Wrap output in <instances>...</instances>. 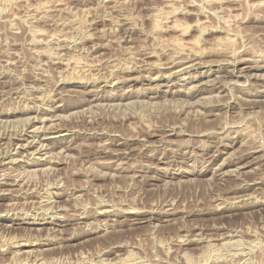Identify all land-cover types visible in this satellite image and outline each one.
<instances>
[{
  "label": "rangeland",
  "instance_id": "obj_1",
  "mask_svg": "<svg viewBox=\"0 0 264 264\" xmlns=\"http://www.w3.org/2000/svg\"><path fill=\"white\" fill-rule=\"evenodd\" d=\"M263 74L264 0H0V264H264Z\"/></svg>",
  "mask_w": 264,
  "mask_h": 264
},
{
  "label": "bare ground",
  "instance_id": "obj_2",
  "mask_svg": "<svg viewBox=\"0 0 264 264\" xmlns=\"http://www.w3.org/2000/svg\"><path fill=\"white\" fill-rule=\"evenodd\" d=\"M125 37V36H124ZM94 42V41H93ZM128 42V41H127ZM108 43V42H107ZM95 45H96V43H95ZM95 45H94V47H95ZM101 45V44H100ZM106 46V45H105ZM182 47H183V45H181ZM181 49V48H180ZM191 49V48H190ZM183 50V49H182ZM189 51V50H188ZM193 51V50H192ZM196 52V51H195ZM198 53V52H197ZM194 54V53H193ZM180 59V58H179ZM225 60V59H224ZM235 60V59H234ZM181 61V60H180ZM221 61V60H220ZM230 61V60H229ZM232 61V60H231ZM230 61V62H231ZM192 62V61H191ZM195 62V61H194ZM147 63V62H146ZM178 63V62H177ZM175 64L173 67H175L176 69H178V70H175V72L173 73V74H180V73H182V72H184V71H186V70H188V68H191V67H193V66H191V65H193V64H191L190 66L188 65V66H178V65H180L179 63L178 64ZM206 63V62H205ZM183 64V63H182ZM181 64V65H182ZM202 64V63H201ZM211 64V63H210ZM219 64V63H218ZM195 65H197V64H195ZM206 65V64H205ZM249 65V64H248ZM138 67V66H137ZM195 67V66H194ZM91 69V68H90ZM143 69V68H142ZM146 69V68H145ZM157 69V68H156ZM149 70V69H148ZM242 70V69H241ZM248 70H251V69H249V67H247V68H245V71H243L242 73H241V75H239V76H237V79H240V78H244V74H247L248 73ZM109 71V70H108ZM147 71V70H146ZM190 71V70H189ZM238 71V70H237ZM236 71V72H237ZM94 72V71H93ZM209 72H211V71H209ZM239 72V71H238ZM163 73V72H162ZM253 73V72H252ZM201 74V73H200ZM203 74V73H202ZM230 74V73H229ZM240 74V73H239ZM251 74V73H250ZM172 75V74H171ZM195 75V74H194ZM204 75V74H203ZM209 75H210V73H209ZM235 75V74H234ZM244 75V76H243ZM264 75V74H263ZM176 76V75H175ZM229 76V75H228ZM252 76V75H251ZM112 77V76H111ZM126 78V77H125ZM131 78V77H130ZM129 78V79H130ZM210 78V77H209ZM234 78V77H233ZM261 78V77H260ZM262 79V78H261ZM135 80V79H134ZM143 80V79H142ZM236 80V79H235ZM108 81V80H107ZM161 81V80H160ZM100 82V81H99ZM171 82V81H170ZM228 82V81H227ZM233 82V81H232ZM259 82V81H258ZM264 82V81H263ZM204 83V82H203ZM237 83H239V82H237ZM156 84V83H155ZM198 84V83H197ZM210 84V83H209ZM104 85V84H103ZM157 85V84H156ZM102 86V85H101ZM129 87V86H128ZM233 87V86H232ZM94 90V89H93ZM167 90L168 89H166V92H167ZM202 92H203V90H202ZM139 93V92H138ZM190 93V92H189ZM194 93V92H193ZM210 93H212V92H210ZM62 94V93H61ZM115 94V93H114ZM188 94V93H187ZM217 94V93H216ZM93 96L92 97H90V98H88L87 99V102L88 103H94V102H97L98 100H100V98L98 97V95H95L94 96V94H92ZM219 95V94H218ZM221 95V94H220ZM231 95V94H230ZM110 96V95H109ZM119 96V95H118ZM72 97V96H71ZM124 97H125V95H124ZM123 97V98H124ZM153 97V96H152ZM158 97V96H157ZM161 97V96H160ZM167 97V96H166ZM217 97V96H216ZM121 99L120 98V100L123 102V101H126V100H128V98H124V99ZM132 98V97H131ZM154 98V97H153ZM203 98V97H202ZM205 98V97H204ZM207 98V97H206ZM159 99V98H158ZM208 99V98H207ZM231 99V98H230ZM152 100V99H151ZM168 100V99H167ZM176 100V99H175ZM202 100V99H201ZM81 101H82V99H81ZM115 101V100H114ZM139 101V100H138ZM148 101V100H147ZM150 101V100H149ZM149 101H148V103H149ZM172 101V100H171ZM186 101V100H185ZM264 101V100H263ZM110 102H112V101H110ZM137 102V101H136ZM169 102V101H168ZM174 102V101H173ZM178 102V101H177ZM130 103V101L128 102V104ZM138 103V102H137ZM153 103V102H152ZM155 103V102H154ZM160 103V102H159ZM171 103V102H170ZM191 103V102H190ZM195 103H197V102H195ZM101 104V103H100ZM100 104H98L99 106H101ZM131 104V103H130ZM146 104V103H145ZM157 104H158V101H157ZM193 104V103H192ZM122 105V104H121ZM124 105V104H123ZM127 105V104H126ZM152 105V104H151ZM154 105V104H153ZM38 106V105H37ZM104 106V105H103ZM181 106V105H180ZM199 106V105H198ZM203 106V105H202ZM97 107V106H96ZM125 107V106H124ZM156 107V106H155ZM193 107V106H192ZM56 108V107H55ZM91 108H92V106H91ZM102 108V107H101ZM114 108V107H113ZM188 108V107H187ZM44 109V108H43ZM58 109V108H57ZM56 109V110H57ZM93 109V108H92ZM52 110V109H51ZM109 110V109H108ZM58 111H60V110H57V111H53L52 113H51V117H52V115H53V117L54 116H56V113L58 112ZM85 111H87L86 109H85ZM119 111V110H118ZM124 111H125V109H124ZM123 111V112H124ZM198 111V110H197ZM27 112V111H26ZM25 112V113H26ZM71 112V111H70ZM75 112V111H74ZM79 112V111H78ZM9 113V112H8ZM90 113V112H89ZM200 113V112H199ZM73 114V113H72ZM71 114V115H72ZM78 114V113H77ZM85 114V113H84ZM204 114V113H203ZM213 115V114H212ZM127 116H129V115H127ZM203 116V115H202ZM57 117V116H56ZM58 118V117H57ZM66 118V117H65ZM128 118V117H127ZM27 119V118H26ZM29 119V118H28ZM32 119V118H31ZM46 119H48V118H46ZM59 119V118H58ZM57 119V120H58ZM69 119V118H68ZM18 120V119H17ZM50 120V119H49ZM0 121H2V120H0ZM13 121V120H12ZM28 121V120H27ZM35 121H36V119H35ZM35 121H30L29 123V126H28V128L27 129H32L31 131H30V133H34V132H36V131H38V130H40V129H38V127H35L36 126V122ZM40 121H41V119H40ZM39 120H38V123L40 122ZM45 121H48V120H45ZM9 122H11L10 120H9ZM44 122V121H43ZM13 123V122H12ZM16 123V122H15ZM24 123V122H23ZM28 123V122H27ZM26 124V123H25ZM24 124V125H25ZM40 124V123H39ZM46 124V123H45ZM44 124V125H45ZM57 124V123H56ZM12 125V124H11ZM16 125H18V124H16ZM23 125V124H22ZM51 125H53V124H51ZM50 125V126H51ZM42 126H43V124H42ZM42 126H41V129H43L42 128ZM49 126V125H48ZM48 127V130H49V128H50V130H49V132L46 134L47 136H49V135H51V134H58V133H61V130L60 129H57V128H52V127ZM55 126V125H54ZM57 126V125H56ZM59 126V125H58ZM40 127V126H39ZM44 127V126H43ZM12 128H13V126H12ZM37 128V129H36ZM45 128V127H44ZM47 128V127H46ZM25 129V128H24ZM29 130H25L24 131V133L22 134L23 135V137L25 136V132L26 131H29ZM64 132H68V129H65V131ZM182 132V131H181ZM35 134V133H34ZM64 134V133H63ZM74 134V133H73ZM178 134V133H177ZM180 134V133H179ZM29 135V134H28ZM66 135V134H65ZM45 137V138H43V139H41V141L40 140H38V141H40L39 143L38 142H36V145H37V143L39 144V147L40 148H38L37 150H41L42 151V149L44 150V149H46L47 148V145L45 144L46 142H48V140L49 139H51L50 137L48 138V137ZM60 136H62V135H60ZM20 138V137H19ZM18 138V139H19ZM42 138V137H41ZM21 139H23V138H21ZM36 139V138H35ZM129 139V138H128ZM52 140V139H51ZM137 140V139H136ZM13 141V140H12ZM20 141V140H19ZM21 143H25L24 145L23 144H20L19 146H17V147H19L21 150H29V149H32L33 147H34V141L33 142H29L28 140H21L20 141ZM146 142V141H145ZM142 143V142H141ZM9 144V143H8ZM53 144V143H52ZM143 145V144H142ZM229 145V144H228ZM235 145V144H234ZM1 146V145H0ZM107 146V145H106ZM110 146V145H109ZM119 146H122L123 147V142L122 143H120L119 144ZM149 146V145H148ZM132 147V146H131ZM12 148V147H11ZM18 148V149H19ZM37 148V147H36ZM234 148V147H233ZM48 149V148H47ZM51 149V148H50ZM58 149V148H57ZM37 150H36V152H37ZM119 150V149H118ZM10 151V150H9ZM131 151V150H130ZM16 152V151H15ZM30 152V151H29ZM36 152H35V154H36ZM64 152V151H63ZM116 152V151H115ZM169 152V151H168ZM57 153V152H56ZM59 153H61V152H59ZM109 153H110V151H109ZM217 153V152H216ZM222 153V152H221ZM249 153V152H248ZM32 154V153H31ZM30 154V155H31ZM120 155V154H122V153H118L117 152V155ZM246 154V153H245ZM19 155H21V154H19ZM18 155V156H19ZM22 155H23V152H22ZM29 155V154H28ZM39 155V154H38ZM23 156H26V155H23ZM58 156V155H57ZM32 157H33V155H32ZM43 157V156H42ZM113 157V156H112ZM246 157V156H245ZM52 158H53V156H52ZM59 158V157H58ZM111 158V157H110ZM123 158V157H122ZM18 159V158H17ZM39 159V158H38ZM57 159V158H56ZM55 159V160H56ZM29 160V159H28ZM126 160V159H125ZM131 160V159H130ZM10 161V163H11V160H9ZM127 161V160H126ZM16 162H18L17 160H16ZM224 163V162H223ZM222 163V164H223ZM7 164V163H6ZM15 164V163H14ZM36 164V163H35ZM45 164V163H44ZM54 164V163H53ZM114 164V163H113ZM120 164V163H119ZM226 164V163H225ZM8 165V164H7ZM12 165H13V163H12ZM37 165V164H36ZM120 165H122V164H120ZM34 166V165H33ZM46 166V165H45ZM32 167V166H31ZM119 167V166H118ZM121 167H123V166H121ZM120 167V168H121ZM13 168V167H12ZM220 168V167H219ZM9 169V168H8ZM54 169V168H53ZM56 169V168H55ZM119 169V168H118ZM125 169V168H124ZM127 169V168H126ZM7 170V169H6ZM5 170V171H6ZM38 170V169H37ZM36 170V171H37ZM42 170H43V168H42ZM35 171V172H36ZM43 171H45V170H43ZM121 171V170H120ZM33 172V171H32ZM42 172V171H41ZM122 172H123V169H122ZM121 172V173H122ZM228 172V171H227ZM231 173H232V171H231ZM27 174V173H26ZM31 174V173H30ZM45 174V173H44ZM223 174V173H222ZM8 175V174H7ZM18 175V174H17ZM38 175V174H37ZM108 175V174H107ZM235 175V174H234ZM10 176V175H9ZM16 176V175H15ZM117 176V175H116ZM5 177H6V175H5ZM19 177V176H18ZM137 177V176H136ZM236 177V176H235ZM1 178H4V177H1ZM135 178V177H134ZM25 179V178H24ZM29 179V178H28ZM27 179V180H28ZM22 180V179H21ZM27 180H25V181H27ZM32 180V179H31ZM243 180V179H242ZM261 180V179H260ZM19 181V180H18ZM17 181V182H18ZM24 182V181H23ZM171 182V181H170ZM27 183V182H26ZM34 183V182H33ZM168 183H169V181H168ZM25 184V183H24ZM23 184V185H24ZM35 184V183H34ZM3 185H5V186H3ZM255 185V184H254ZM1 186H3V187H6V186H8V187H11L12 188V186H15V185H8V184H1L0 185V187ZM26 186V185H25ZM34 186V185H33ZM248 186V185H247ZM21 188V187H20ZM36 188V187H35ZM24 189V188H23ZM33 189V188H32ZM13 190V189H12ZM12 190H8V189H6V190H4V192H2V197L1 198H5V196L6 195H8V193L10 194V191L12 192ZM26 190V189H25ZM3 191V190H2ZM19 191H20V189H19ZM30 191V190H29ZM36 191V190H35ZM45 191V190H44ZM6 192H8L7 194H6ZM16 192V191H15ZM27 192V191H26ZM23 193V192H22ZM48 193V192H47ZM46 193V194H47ZM61 194V193H60ZM29 195V194H28ZM39 195V194H38ZM41 195H42V193H41ZM48 195H49V193H48ZM24 196V195H23ZM43 196V195H42ZM75 196V195H74ZM30 197V196H29ZM236 197V196H235ZM11 198V197H10ZM40 198V197H39ZM53 198V197H52ZM73 198V197H72ZM246 198V197H245ZM250 198V197H249ZM54 199V198H53ZM257 201V200H256ZM39 202V201H38ZM54 202V201H53ZM57 202V201H56ZM237 202H239V201H237ZM41 203V202H40ZM50 203V202H49ZM55 203V202H54ZM59 203V202H58ZM39 205H41V204H39ZM45 205V204H44ZM103 205H104V203H103ZM42 206V205H41ZM53 207V206H52ZM57 207V206H56ZM101 208V207H100ZM115 208V207H114ZM43 209V208H42ZM52 209V208H51ZM54 209V208H53ZM62 209V208H61ZM65 209V208H64ZM104 209V208H103ZM48 210V209H47ZM59 210V209H58ZM226 210V209H225ZM9 211V210H8ZM97 211V210H96ZM103 212H101L100 214H106L107 213V211H104V210H102ZM128 211V210H127ZM139 211V210H138ZM141 211V210H140ZM139 211V212H140ZM164 211V210H163ZM7 212V211H6ZM133 212V211H132ZM149 212H150V210H149ZM9 213V212H8ZM15 213V212H14ZM147 214H143V217L142 218H139V219H137V221H136V224L135 225H138V224H140V223H142V221L143 220H145V218L147 217V215H150V214H152V212L151 213H148V212H146ZM21 214V213H20ZM39 214V213H38ZM119 215V214H118ZM53 216V215H52ZM150 217V216H149ZM33 218V217H32ZM73 218V217H72ZM95 218V217H94ZM116 219V218H115ZM149 219V218H148ZM150 219H152V218H150ZM43 220V219H42ZM109 224V223H108ZM58 225V224H57ZM105 225V224H104ZM103 225V226H104ZM133 226V225H132ZM63 227V226H62ZM109 227V226H108ZM50 229V228H49ZM56 229V228H55ZM59 231V230H58ZM57 232V231H56ZM55 232V233H56ZM112 232V231H111ZM231 233V232H230ZM236 233V232H235ZM229 234V233H228ZM225 235V234H224ZM198 236V235H197ZM228 236V235H227ZM236 236V235H235ZM240 237V236H239ZM224 239V238H223ZM30 240V239H29ZM192 240V239H191ZM199 240V239H198ZM14 241V240H13ZM22 241V240H21ZM37 241V240H36ZM193 241V240H192ZM237 242H238V240H236ZM26 242V241H25ZM53 242V241H52ZM236 242V243H237ZM20 243V242H19ZM38 243V242H37ZM193 243V242H192ZM197 243V242H196ZM231 243V242H230ZM226 244V243H225ZM233 244V243H232ZM48 245V244H47ZM224 245V244H223ZM222 245V246H223ZM238 245V244H237ZM236 245V246H237ZM23 246H31V245H21V248H26V247H23ZM228 246H229V244H228ZM230 246H232V245H230ZM240 246V245H239ZM219 247V246H218ZM226 247V246H225ZM2 248V247H1ZM220 248V247H219ZM237 248V247H236ZM215 249H216V247H215ZM222 249V248H221ZM220 249V250H221ZM3 250V249H2ZM45 250V249H44ZM45 252V251H44ZM47 252V251H46ZM16 253V252H15ZM29 253H30V251H29ZM24 254V253H23ZM37 254V253H36ZM104 254V253H103ZM30 255V254H29ZM39 255V254H38ZM16 256V255H15ZM24 256V255H23ZM42 256V255H41ZM106 256V255H105ZM118 256V255H117ZM121 256V255H120ZM13 259V258H12ZM37 259V258H36ZM19 260V259H18ZM102 261V260H101ZM15 262H16V260H15ZM30 263V262H29ZM22 264V263H21ZM102 264H103V262H102ZM131 264V263H130Z\"/></svg>",
  "mask_w": 264,
  "mask_h": 264
}]
</instances>
